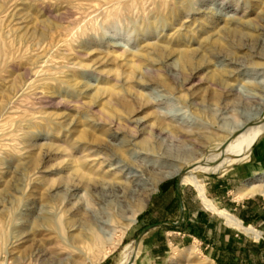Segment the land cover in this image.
<instances>
[{
  "label": "rangeland",
  "instance_id": "rangeland-1",
  "mask_svg": "<svg viewBox=\"0 0 264 264\" xmlns=\"http://www.w3.org/2000/svg\"><path fill=\"white\" fill-rule=\"evenodd\" d=\"M260 118L264 0H0V264H264V134L204 174L257 235L174 173Z\"/></svg>",
  "mask_w": 264,
  "mask_h": 264
},
{
  "label": "bare ground",
  "instance_id": "bare-ground-1",
  "mask_svg": "<svg viewBox=\"0 0 264 264\" xmlns=\"http://www.w3.org/2000/svg\"><path fill=\"white\" fill-rule=\"evenodd\" d=\"M224 88L227 89V86H225ZM214 94L215 96H219L217 92ZM122 106L127 111V113L131 114L134 111V107L130 103L124 102ZM155 120L159 126L170 128L172 131L176 132L177 134L179 133L181 136L188 137V138L192 136H196V135L200 136V133H198L197 131L188 132L187 130L178 129L172 122L165 121L164 119L160 117H157ZM263 133H264V118H260V120L258 119L252 122L246 128L243 127L242 129L234 131V132L230 131L229 134H230L231 139L228 142L227 147L222 148V149H214L212 151H208L207 159L199 167H190L183 174L180 173L181 169H177L174 172V173L181 175L180 181L182 184H191L192 186L195 187V189L197 190L199 194L200 199L206 205V207H208V209L223 216L226 219L227 223L234 226L235 228L243 229L247 231L248 233H256V235L258 234L257 230H255L254 228L250 226H246L244 223H242L240 219H238L236 216L229 213L228 211L219 209L217 205L215 204V202L211 200L205 194L203 177H204V174L216 173L220 171L226 165H230L238 161H241L243 159H246L250 155L252 148L255 145L256 141ZM243 135H245V138H242ZM177 168H180V167H177ZM172 173H165V175L167 174L166 176L169 177L170 175H172ZM254 181H258L261 183H255ZM254 181L245 183L244 188L241 190L242 196L255 195V194L264 195V174H262L260 177H258ZM75 189L77 190L78 187H76ZM139 212L140 210L135 212V214L131 218L132 223L136 222L137 215ZM193 254L195 253L189 250V252L186 254L181 253L182 255L181 258H185V260H188ZM73 264H79V263H73ZM80 264H85V263H80Z\"/></svg>",
  "mask_w": 264,
  "mask_h": 264
},
{
  "label": "crops",
  "instance_id": "crops-1",
  "mask_svg": "<svg viewBox=\"0 0 264 264\" xmlns=\"http://www.w3.org/2000/svg\"><path fill=\"white\" fill-rule=\"evenodd\" d=\"M264 134V133H263ZM263 134L258 138V140L256 141V143L258 142V141H260L261 140V138H262V136H263ZM255 143V144H256ZM254 147V146H253ZM253 149V148H252ZM252 152V151H251ZM250 155H251V153H250ZM250 155L247 157V158H249L250 157ZM246 158V159H247ZM243 160H245V159H243ZM243 160H241V161H243ZM241 161H238V162H241ZM231 165V164H230ZM230 165H228V166H230ZM228 166H226L225 168H223V169H221L220 171H223V170H225ZM220 171H218V172H220ZM217 173V172H216ZM259 177V176H258ZM258 177H253L250 181H254V180H256ZM205 180H204V177H203V184H204V188H205V194H206V187H205V182H204ZM169 187L171 188V186H170V184L169 183H164L163 185H162V187H161V190L162 191H164V190H168L169 189ZM177 190H178V199H179V202H180V206H179V214H178V216H177V218L175 219V220H170V221H165V222H161V223H155V224H148L146 227H144L142 230H141V232H144V231H146L147 229H152V227H157V226H160V225H165V226H168V227H171V228H178V227H180V226H182L183 225V221H184V219H185V217H186V206H185V204H184V196L182 195V192H181V189L178 187V185H177ZM207 195V194H206ZM246 196H251V195H246ZM212 200V199H211ZM214 201V200H213ZM218 207V206H217ZM219 208V207H218ZM220 209V208H219ZM222 210H225V209H222ZM227 211V210H226ZM238 218V217H237ZM239 219V218H238ZM241 221H242V223H246L245 221H243L242 219H240ZM246 225V224H245ZM246 226H250V227H252V228H254L252 225H250V224H248V225H246ZM255 229V228H254ZM256 230V229H255Z\"/></svg>",
  "mask_w": 264,
  "mask_h": 264
},
{
  "label": "water",
  "instance_id": "water-1",
  "mask_svg": "<svg viewBox=\"0 0 264 264\" xmlns=\"http://www.w3.org/2000/svg\"><path fill=\"white\" fill-rule=\"evenodd\" d=\"M137 243H138V241H137Z\"/></svg>",
  "mask_w": 264,
  "mask_h": 264
}]
</instances>
